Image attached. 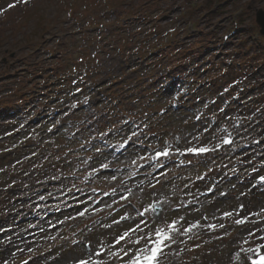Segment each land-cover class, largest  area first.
<instances>
[{
	"label": "rangeland",
	"instance_id": "rangeland-1",
	"mask_svg": "<svg viewBox=\"0 0 264 264\" xmlns=\"http://www.w3.org/2000/svg\"><path fill=\"white\" fill-rule=\"evenodd\" d=\"M117 1L121 5L122 13H143L145 17H150L152 23L132 24L124 30L100 37L88 35L81 30L82 34L69 40L65 47L66 58L59 62H47L44 56L31 58L30 53L26 55L27 52L35 50L36 42L43 38L45 31L42 26L70 31L82 29L80 23L85 25L89 21H105L101 18L102 10ZM161 1L28 0L23 3L20 0H0V106L25 98L28 100V109L41 106L39 98L34 96V91L42 80L34 74L29 76L34 67L25 66L24 76H18L19 61L27 56L24 60L31 65L40 62L58 66V70L51 73L52 79L60 81V85L54 88L53 99L49 101L51 109L73 101L72 94L81 85L82 73L87 71L94 76V80L96 78L102 84L126 79V82L115 90L125 102L115 111L112 107L111 110L116 115L112 124L121 123V119L117 118H123L125 114L133 116L141 123L145 121L152 127V131L158 132L165 140L177 145L179 142L180 148L186 149L216 141L222 133V127L226 123L229 124V114L232 115L235 109H241L244 114L240 116L245 119L246 130L251 131L253 116L257 115L256 111L264 103V41L252 40L258 34L257 26L255 28L256 12L264 10V0H234L232 5L220 10L222 17L204 19L202 15L206 16V12L201 10L203 14L197 13L201 22V33L194 38H190L191 34L185 24L195 20L188 21L184 18L185 10L191 1ZM84 2L88 5L83 4ZM11 4H15V7L9 8ZM240 8H244L246 13L242 17L243 33L234 44L223 49L220 45L222 33L211 32L216 28L215 25L222 24L224 20L230 21V25L234 20L235 9ZM155 29L159 35L154 33ZM172 29L178 32V38L168 50L170 54L158 56L155 60L143 64L141 60L149 57L150 49ZM244 41L247 44H244ZM18 49L21 59L17 57L13 61L8 59L6 63L3 62V57L8 54L6 51L10 54ZM252 51L254 52L251 54ZM248 55L250 57L246 58ZM162 59H165L166 64ZM175 60L188 66L182 77L189 74L191 79L194 77L198 81V87L195 91L191 90V96L185 89L184 107L177 112L172 109L170 102L177 86L174 81H168L165 77L168 66ZM228 60H235L231 69L227 67ZM246 63L249 66L247 72ZM242 75L250 78L254 75L250 82L251 85L257 86V90L251 97H246L240 102L246 103L245 106L237 105V108L233 105L231 112L223 114L221 108L224 99L228 97L230 84ZM6 76H14L16 79L7 82L8 78L4 79ZM46 103L47 101L43 102ZM162 108L168 113H159ZM102 123L111 125L105 120ZM0 124L11 132L18 127L17 118H11L9 121L2 118ZM74 127L80 129L78 126ZM252 131L253 134L258 132L256 129ZM126 132L127 130L124 136L129 134ZM57 136H46V143L58 139ZM68 137L65 135L61 138L62 146L66 147L64 143L68 142ZM163 138L160 140L161 144H165ZM154 141L149 137L147 143ZM76 144L71 143L72 155L81 158L85 166L117 165L118 170L98 179L93 186H87L86 195L75 201V209L70 212L48 219L44 215L35 216L34 211L30 214L23 212L19 218L25 217L28 222L22 226L15 223L13 218H9V224L0 229V243L5 246L0 248V260L4 261L3 264H15V258L21 254L20 260L26 255H31L35 264H79L81 260L89 262L94 259H99L101 264H127L128 256H124V251L135 255L139 248L145 247L148 236L153 237L158 228L173 221L188 225L204 220L220 223L222 234L228 236H222V242L216 246L204 240L198 253L187 256L186 264H232L245 246L257 243L259 237L264 235V193L252 190L253 179L248 171L250 165L256 162L255 160L259 161L262 155H257L258 159L254 155H230L224 160L198 163L184 170L172 166L158 175L152 174V169L149 174L134 175V165L145 153L142 149L134 148L123 158L112 160L110 157H103L106 153L99 147L85 153L79 150ZM165 146L167 145L154 146L153 149L155 151ZM40 155L52 159L51 153L41 152ZM27 156L33 157L32 153ZM53 157L55 159L52 162L66 160L63 155ZM234 161L240 162L239 169L243 178L240 176V180L230 182L224 171L230 168L227 163L234 164ZM42 176L44 175L37 174L36 178ZM217 181L219 185L216 184ZM99 187L104 189L101 196L96 195V189ZM211 188H216V192L209 194ZM128 189L134 191L132 200L140 213L135 212V207L132 210L121 203V196L129 191ZM106 194L110 197H105ZM99 198L104 200L99 203ZM6 199L4 194L0 195V212L14 208L6 209L10 203ZM156 204L162 207L159 214H155ZM79 213H84L85 219L73 221V215ZM225 213H231V216H226ZM142 214L148 216L147 219L142 218ZM240 218H247L249 224L244 228L237 227L236 221ZM137 224L140 225V230L120 244L116 243L125 231L136 228ZM16 239L20 249L15 246ZM137 239L140 240L139 244L135 243ZM9 241L12 245L7 246ZM21 250L25 252L21 253ZM98 251L104 252L101 258L96 255ZM180 264H185V259Z\"/></svg>",
	"mask_w": 264,
	"mask_h": 264
},
{
	"label": "snow or ice",
	"instance_id": "snow-or-ice-1",
	"mask_svg": "<svg viewBox=\"0 0 264 264\" xmlns=\"http://www.w3.org/2000/svg\"><path fill=\"white\" fill-rule=\"evenodd\" d=\"M20 2L27 3L28 0H20ZM15 7V4L9 5V8ZM225 143H229V141H225ZM189 153H193L195 155H199L202 153H206L209 151L208 148H189L187 150ZM158 155L167 156V150L163 151L162 153H158ZM83 215V213H81ZM226 216H231V213H225ZM146 223V222H145ZM176 223L173 221L171 224L168 225V230L165 231L162 228H159L155 231L154 238L152 236H148L150 247L147 248H139L135 255H129L128 251H124V256H128L127 264H159V259L164 253V249L169 246V243L172 240L171 233L177 231ZM237 224L244 223V220H237ZM198 225H191L190 227L185 229V233L191 232L192 228L197 227ZM222 226V225H221ZM211 228H215V225H209ZM140 230V225L137 224L136 228L130 229L125 231L117 240L116 243L120 244L121 241L126 240L131 236V234L135 233L136 231ZM147 235V234H146ZM264 239V237H261ZM140 240L137 239L135 241L136 244H139ZM264 248V245L261 246ZM248 251L254 252L257 259H251V264H264V254H261L260 248L257 249H249ZM97 255H101L100 252H97ZM113 255H118L117 253H113ZM79 264H89L86 260L79 261ZM96 264V262H93Z\"/></svg>",
	"mask_w": 264,
	"mask_h": 264
},
{
	"label": "water",
	"instance_id": "water-1",
	"mask_svg": "<svg viewBox=\"0 0 264 264\" xmlns=\"http://www.w3.org/2000/svg\"><path fill=\"white\" fill-rule=\"evenodd\" d=\"M259 22L262 24L264 27V12H260L258 15Z\"/></svg>",
	"mask_w": 264,
	"mask_h": 264
}]
</instances>
